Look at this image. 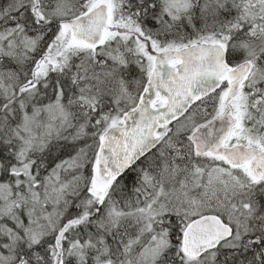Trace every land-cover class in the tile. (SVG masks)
<instances>
[{
	"label": "snow or ice",
	"instance_id": "6c2138e0",
	"mask_svg": "<svg viewBox=\"0 0 264 264\" xmlns=\"http://www.w3.org/2000/svg\"><path fill=\"white\" fill-rule=\"evenodd\" d=\"M0 264H264V0H0Z\"/></svg>",
	"mask_w": 264,
	"mask_h": 264
}]
</instances>
